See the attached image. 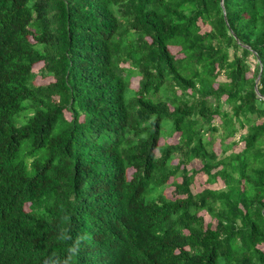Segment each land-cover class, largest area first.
I'll return each instance as SVG.
<instances>
[{"label": "trees", "instance_id": "trees-1", "mask_svg": "<svg viewBox=\"0 0 264 264\" xmlns=\"http://www.w3.org/2000/svg\"><path fill=\"white\" fill-rule=\"evenodd\" d=\"M65 226L69 264H264V0H0V264Z\"/></svg>", "mask_w": 264, "mask_h": 264}, {"label": "rangeland", "instance_id": "rangeland-1", "mask_svg": "<svg viewBox=\"0 0 264 264\" xmlns=\"http://www.w3.org/2000/svg\"><path fill=\"white\" fill-rule=\"evenodd\" d=\"M203 29H206V27H202ZM171 50L172 51H175V50H177V49H175V48H172L171 47ZM36 68H38V66H36L35 67V69ZM219 81H227L228 79H226L225 78V76L223 75V74H220L219 76H218V78H217ZM48 81H50V78H42V77H36V79H35V83H37V84H42V83H47ZM131 86L132 87H134V88H136V86H137V78L136 77H133L132 78V81H131ZM246 132V127H244L243 129H240L239 131H238V133H236V136L233 138V139H228L229 141H233V140H236L237 141V143H236V145H233L230 149H228L226 152H225V154H229L232 150H238V149H240V148H242L243 146H244V143H243V141L240 139V135L241 134H243V133H245ZM163 142V140L162 139H160L159 140V143H162ZM222 147H223V145L222 144H219V140L218 139H216V141L214 142V148H215V151L217 152V154L219 155V156H221V149H222ZM130 172H131V169H128V175L130 176ZM199 176H200V179H199V182H200V184L197 186V189H201L202 187H204V185L206 184V181H205V178H206V176L204 175V174H199ZM170 190H171V188H167L166 189V192H165V194L166 195H168V196H172V193H170ZM206 214V213H205ZM211 221V223H212V226H214L215 225V222L214 221H212L211 219H210V217H208V216H205V219H204V223H208V222H210Z\"/></svg>", "mask_w": 264, "mask_h": 264}, {"label": "clouds", "instance_id": "clouds-1", "mask_svg": "<svg viewBox=\"0 0 264 264\" xmlns=\"http://www.w3.org/2000/svg\"><path fill=\"white\" fill-rule=\"evenodd\" d=\"M59 239L65 243H68L69 241L71 242L66 249L65 258L61 260L57 254L53 253L43 260V264H69V261L73 256L79 255L84 237L78 235L73 238L70 226H65L59 229Z\"/></svg>", "mask_w": 264, "mask_h": 264}, {"label": "water", "instance_id": "water-1", "mask_svg": "<svg viewBox=\"0 0 264 264\" xmlns=\"http://www.w3.org/2000/svg\"><path fill=\"white\" fill-rule=\"evenodd\" d=\"M221 4H222V0H221Z\"/></svg>", "mask_w": 264, "mask_h": 264}]
</instances>
